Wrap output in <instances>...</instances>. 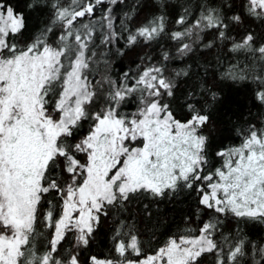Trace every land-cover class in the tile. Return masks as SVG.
<instances>
[{
	"label": "snow or ice",
	"instance_id": "snow-or-ice-1",
	"mask_svg": "<svg viewBox=\"0 0 264 264\" xmlns=\"http://www.w3.org/2000/svg\"><path fill=\"white\" fill-rule=\"evenodd\" d=\"M0 264H264V0H0Z\"/></svg>",
	"mask_w": 264,
	"mask_h": 264
}]
</instances>
